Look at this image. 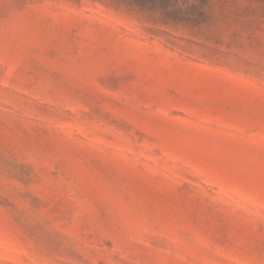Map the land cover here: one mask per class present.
<instances>
[{"label":"rangeland","instance_id":"374dc122","mask_svg":"<svg viewBox=\"0 0 264 264\" xmlns=\"http://www.w3.org/2000/svg\"><path fill=\"white\" fill-rule=\"evenodd\" d=\"M208 16L0 0V264H264V0Z\"/></svg>","mask_w":264,"mask_h":264},{"label":"trees","instance_id":"16d2710c","mask_svg":"<svg viewBox=\"0 0 264 264\" xmlns=\"http://www.w3.org/2000/svg\"><path fill=\"white\" fill-rule=\"evenodd\" d=\"M101 1V0H100ZM128 8L160 25L202 27L208 22V0H102Z\"/></svg>","mask_w":264,"mask_h":264}]
</instances>
